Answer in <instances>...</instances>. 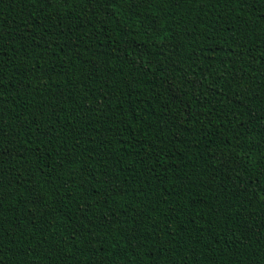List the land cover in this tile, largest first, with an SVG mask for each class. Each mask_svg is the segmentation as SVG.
Returning <instances> with one entry per match:
<instances>
[{
	"label": "trees",
	"instance_id": "obj_1",
	"mask_svg": "<svg viewBox=\"0 0 264 264\" xmlns=\"http://www.w3.org/2000/svg\"><path fill=\"white\" fill-rule=\"evenodd\" d=\"M0 264H264V0H0Z\"/></svg>",
	"mask_w": 264,
	"mask_h": 264
}]
</instances>
